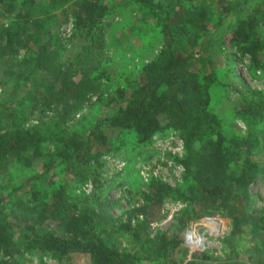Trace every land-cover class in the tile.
Masks as SVG:
<instances>
[{"label": "trees", "instance_id": "obj_1", "mask_svg": "<svg viewBox=\"0 0 264 264\" xmlns=\"http://www.w3.org/2000/svg\"><path fill=\"white\" fill-rule=\"evenodd\" d=\"M121 5L141 38L157 34L162 42L134 84L108 91L109 76L94 70L102 21ZM68 17L65 42L58 29ZM13 45L22 55L1 60ZM222 48L228 67L220 69ZM242 55L262 65L264 0H0V264H25L39 250L89 264H207L195 256L182 263L181 232L215 212L229 220L224 240L235 254L234 237L263 234L251 184L261 169L253 153L264 143V88L239 83L234 65ZM105 124L118 128L127 149L156 133L180 137V179L146 182L153 203H185L167 229L142 237L141 222L131 220L137 208L125 219L104 209V155L112 151ZM85 181L90 192L77 187ZM119 236L128 244L115 243ZM260 239L247 249L253 264H264Z\"/></svg>", "mask_w": 264, "mask_h": 264}, {"label": "rangeland", "instance_id": "obj_2", "mask_svg": "<svg viewBox=\"0 0 264 264\" xmlns=\"http://www.w3.org/2000/svg\"><path fill=\"white\" fill-rule=\"evenodd\" d=\"M130 11L131 9L125 10L124 6L121 5L102 21L103 45L101 48L98 47L100 55L96 66H99H97L98 70L96 69L94 72L105 73L109 76L108 81L103 76L108 91L112 90L115 85L129 86L134 84L133 76L139 72V66L158 50L162 42L157 34L148 35V40L141 38L138 31L132 29L133 18H131ZM124 22L127 24L126 27H124ZM58 35L63 39L62 41H69L72 36L71 17L60 20ZM23 50L22 46L13 45V49H7L1 56V60L7 56L19 57ZM215 55H217L216 64L218 67L220 69L227 68L228 61L225 60L223 48ZM88 61L90 62L89 59ZM234 70L240 84L264 88V56L262 65H258L248 55H242L240 59L235 61ZM1 74L2 72H0ZM0 90H2V86H0ZM235 94L237 92H233L232 96L235 97ZM94 100L95 93L91 95L87 104H92ZM225 112L229 115V110L225 109ZM235 120L236 125L244 130L245 126L242 120L239 117H236ZM104 131L109 142L107 150H112L111 154L104 155L105 170L103 173L105 178L101 183L103 185L101 188L102 190L105 188V190L100 198L104 202V209L116 218L125 219L131 208H137L135 213L131 215V220L133 223L141 222L140 236L142 237L151 236L158 230L167 229L172 225L177 212L185 206V203L171 199H164L161 203H153L152 199H148L146 196L148 192L146 182L151 176L162 178L170 184H175L180 179L181 166L174 159L176 154L182 153L180 137L175 131L156 133L149 141L127 149L124 145L125 140L117 127L105 124ZM263 144L253 153V158L260 164L261 169L251 184V208L254 214L260 216H264ZM77 187L90 192L93 184L90 181H85ZM142 206L145 208L142 209ZM187 229L192 230L203 241L199 248L191 252H189V246L186 245L187 249L184 255H180L182 263L195 256L200 257L201 262L207 264H217L218 262L221 264L236 260L250 261L253 264L257 256L254 259L252 258L255 255L249 258L247 249L251 248L256 241L261 240L260 238L264 239V226L261 229L263 234L253 237L248 230L243 231L239 236L234 237V243L238 249L237 254H235L230 243L224 240L229 234L230 224L226 215L221 212L203 215L190 221L181 232L183 240ZM115 243L124 246L128 244L126 239L121 236L116 238ZM24 263L89 264V260L80 255L59 260L50 253L39 250L26 254ZM143 264L164 263L146 261Z\"/></svg>", "mask_w": 264, "mask_h": 264}, {"label": "built area", "instance_id": "obj_3", "mask_svg": "<svg viewBox=\"0 0 264 264\" xmlns=\"http://www.w3.org/2000/svg\"><path fill=\"white\" fill-rule=\"evenodd\" d=\"M181 149H182V145H181ZM181 170H182V166H181ZM183 241L185 245L189 246V252H191L192 250L199 248V245H201L203 239L200 238V236H196V234L192 230L187 229L185 231Z\"/></svg>", "mask_w": 264, "mask_h": 264}]
</instances>
